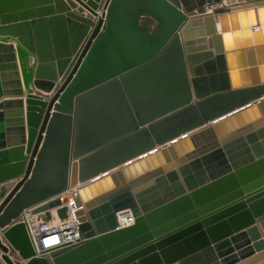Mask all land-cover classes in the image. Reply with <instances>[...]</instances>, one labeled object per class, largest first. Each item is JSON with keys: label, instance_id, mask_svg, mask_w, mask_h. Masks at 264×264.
I'll list each match as a JSON object with an SVG mask.
<instances>
[{"label": "water", "instance_id": "obj_1", "mask_svg": "<svg viewBox=\"0 0 264 264\" xmlns=\"http://www.w3.org/2000/svg\"><path fill=\"white\" fill-rule=\"evenodd\" d=\"M76 186L82 240L37 255L26 213ZM22 261L264 264V0H0V264Z\"/></svg>", "mask_w": 264, "mask_h": 264}, {"label": "built area", "instance_id": "obj_2", "mask_svg": "<svg viewBox=\"0 0 264 264\" xmlns=\"http://www.w3.org/2000/svg\"><path fill=\"white\" fill-rule=\"evenodd\" d=\"M79 186L68 189L63 195H69L71 200L59 206L67 207V216L60 218L56 214L55 208L51 210L52 216L49 220L43 219L45 212L34 214L27 212L25 222L27 223L30 238L33 242L37 255L50 252V250L59 249L65 246L74 245L82 240L77 207L73 200V195L77 192ZM135 221V217L130 209L118 212L119 228L128 227ZM16 257L13 256V259ZM24 264V262H21Z\"/></svg>", "mask_w": 264, "mask_h": 264}, {"label": "crops", "instance_id": "obj_3", "mask_svg": "<svg viewBox=\"0 0 264 264\" xmlns=\"http://www.w3.org/2000/svg\"><path fill=\"white\" fill-rule=\"evenodd\" d=\"M38 91V90H37Z\"/></svg>", "mask_w": 264, "mask_h": 264}]
</instances>
